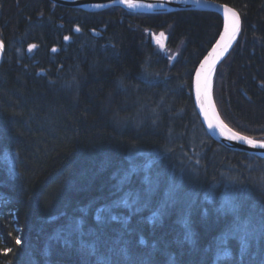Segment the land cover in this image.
Masks as SVG:
<instances>
[{"label": "trees", "instance_id": "1", "mask_svg": "<svg viewBox=\"0 0 264 264\" xmlns=\"http://www.w3.org/2000/svg\"><path fill=\"white\" fill-rule=\"evenodd\" d=\"M213 1L242 19L215 104L264 141V0ZM222 27L0 0V264H264V158L215 142L192 97ZM164 29L183 43L171 66L146 37ZM160 149L149 168L136 157Z\"/></svg>", "mask_w": 264, "mask_h": 264}, {"label": "water", "instance_id": "2", "mask_svg": "<svg viewBox=\"0 0 264 264\" xmlns=\"http://www.w3.org/2000/svg\"><path fill=\"white\" fill-rule=\"evenodd\" d=\"M49 1L56 6H62V7L71 8V9H79V10H83L87 12H100V11L110 9L113 7H122L131 12L209 11V12H214V13L221 15L223 18L222 30L218 38L212 45V47L209 49L206 55L201 59L200 63L196 67L195 72L193 74L192 97H193L194 105H195L197 114L200 118V121L205 131L215 142H217L218 144L222 145L223 147L229 150L247 153L250 155H255V156L264 158V147L251 146L243 141L230 139L229 133L227 132V130L225 131L224 134H221V131L219 128L217 127L209 128L208 122L205 119V116L203 112L201 111L200 105L198 104L197 98H196V90H195L196 70L200 67V64L204 60V58L208 56L210 52H212L213 47L216 45L217 41L220 40L221 34L224 32V23H225L224 5H227V4L216 2L213 0H130L131 3L138 5L137 7H131L129 6L128 0H49ZM227 6L232 8L229 5ZM232 9L238 13L239 30L237 31L235 38L231 41L228 47L223 51V53L216 60L214 70L212 73L211 82H212L213 76L215 74V71L219 63L222 61V59L230 51V49L233 47L234 43L236 42L241 26H242V19H241L239 12L234 8ZM94 34L98 35V33L96 32H94ZM4 55H5V50L0 41V67L4 61ZM211 99H212V96H211ZM212 103H213V100H212ZM215 111H216V108H215ZM219 118L221 119L220 116ZM221 122L227 126V129H230L232 132H236L235 130L230 128L222 119H221Z\"/></svg>", "mask_w": 264, "mask_h": 264}, {"label": "snow or ice", "instance_id": "3", "mask_svg": "<svg viewBox=\"0 0 264 264\" xmlns=\"http://www.w3.org/2000/svg\"><path fill=\"white\" fill-rule=\"evenodd\" d=\"M128 2L129 6L131 7L138 6L131 3L130 0H128ZM224 18V32L221 34L220 40L217 41L216 45L212 49V52H210L209 55L204 58V60L200 64V67L196 70L195 90L197 102L200 105L201 111L203 112L205 119L208 122L209 128L217 127L220 129L221 134H224L227 130L230 139L243 141L251 146L264 147V141H257L248 136H243L239 133L232 132L230 129H227V126L219 121L215 113V106L212 103L211 99V78L214 66L216 60L235 38L237 31L239 30L238 13L227 5H224ZM76 31H80V29L77 27ZM160 35L163 36L164 34L161 33ZM64 39L68 40L69 37L65 36ZM34 47L36 46L30 45L29 50ZM55 50L56 49L54 48L53 51ZM16 242L17 244L20 243L19 240H17ZM8 251L10 250H4L5 253H7Z\"/></svg>", "mask_w": 264, "mask_h": 264}, {"label": "rangeland", "instance_id": "4", "mask_svg": "<svg viewBox=\"0 0 264 264\" xmlns=\"http://www.w3.org/2000/svg\"><path fill=\"white\" fill-rule=\"evenodd\" d=\"M161 33H163L164 35L161 36L160 35ZM146 37L151 41L152 45L155 48V51L158 54H160L162 57L166 58V60L169 63V66L173 65L180 58L181 52L183 49V43L178 45L177 47H174V48L170 47L168 44L169 29L146 31ZM231 49H230V51H231ZM229 52L225 55V57L222 59V61H224L226 59ZM222 61L219 63V65L222 63ZM214 78H215V74H214L212 82H211V96H212L213 104L216 108L217 113L219 114L221 119L224 121V119L222 118L221 114L218 111V108H217V106L215 104V100H214V95H213ZM165 152H166V149H165V151L160 149V150H155L151 155H149V154H137L136 157L144 156V158H143L144 164H143V162L141 164H143V167L149 168L151 166V163H153L154 161H159L160 158L162 157L163 153H165ZM128 202H130V204L132 203V201H130L128 198H125V200H123L121 203L123 205H126V204H128Z\"/></svg>", "mask_w": 264, "mask_h": 264}, {"label": "bare ground", "instance_id": "5", "mask_svg": "<svg viewBox=\"0 0 264 264\" xmlns=\"http://www.w3.org/2000/svg\"><path fill=\"white\" fill-rule=\"evenodd\" d=\"M215 113H216V116L218 117L219 121L221 122V119L219 118V115L217 114V112H216V111H215Z\"/></svg>", "mask_w": 264, "mask_h": 264}]
</instances>
